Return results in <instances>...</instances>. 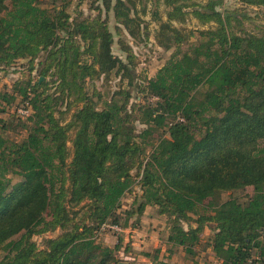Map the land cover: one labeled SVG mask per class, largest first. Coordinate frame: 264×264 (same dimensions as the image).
Segmentation results:
<instances>
[{
  "label": "trees",
  "instance_id": "1",
  "mask_svg": "<svg viewBox=\"0 0 264 264\" xmlns=\"http://www.w3.org/2000/svg\"><path fill=\"white\" fill-rule=\"evenodd\" d=\"M164 1L173 7L170 18L184 15L179 3L184 0ZM243 1L264 5V0ZM124 6L117 0L116 18L131 29L133 19ZM206 6L209 11L196 14L217 26L200 29L185 50L182 43L191 33L163 24L172 29L176 50L141 85L157 100L155 106L139 103L138 117L136 105L129 109V89L121 88L102 109L80 96L87 78L114 69L123 70L133 85L132 69L111 52L113 35L105 23L70 21L68 1L51 8L41 0H0V68L46 53L42 80L2 94L8 105L22 97L14 113L26 121L28 132L18 142L0 131V249L5 251L0 264H120L121 235L114 246L96 236L104 224L119 223L117 209L139 176L136 213L156 206L169 216V249L194 253L206 223L213 222L209 244L219 264H264V28L239 33L213 0ZM77 39L91 63L81 60ZM52 69L58 95L45 88ZM69 95L83 105L64 124L55 112ZM21 106H30L32 114L18 115ZM139 118L147 128L137 134ZM4 123L0 117V130ZM165 124L168 136L146 139ZM10 175L22 180L13 184ZM248 186L254 194L247 202L219 199ZM61 227L65 231L47 238L42 249L33 240ZM149 264L169 263L156 255Z\"/></svg>",
  "mask_w": 264,
  "mask_h": 264
},
{
  "label": "rangeland",
  "instance_id": "2",
  "mask_svg": "<svg viewBox=\"0 0 264 264\" xmlns=\"http://www.w3.org/2000/svg\"><path fill=\"white\" fill-rule=\"evenodd\" d=\"M63 1H68L67 12L70 15V21L75 19L83 20H97L105 23L109 31L113 35L111 52L115 57L123 60L125 64L132 69L134 75L133 85L129 83L127 77H123V70H113L110 73L96 75L94 78H87L83 82L82 97H86L97 109H102L106 102L110 101L121 88L132 91V98L130 99L129 109L136 105L138 117H142L138 106L144 103H151L155 106L156 98L148 95L146 91H141V85H145L147 80L156 76L160 68L168 61L171 55L176 50L175 37L172 29L162 28L163 24H171L172 27L183 30L190 39H185L181 48L187 49L189 45L196 41V35L200 29H208L216 27V21L203 22L202 18L198 16L197 12L209 11L206 5L209 0H184L182 11L184 15L179 12L170 18L169 13L173 11V7L167 5L164 0H124V8H129V13L133 19L130 22V28L118 22L115 14L114 5L117 0H41L44 7H53L59 5ZM215 8L223 15H230L231 23L234 29L239 33L252 32L257 33L264 28V5L253 6L247 5L243 0H213ZM132 30V33H131ZM77 42L81 45V60L92 62V57L85 51L84 42ZM46 53L42 52L36 59L31 58L18 59L13 65L0 68V104L5 107L4 112H0V117L4 120L5 129L0 130L2 135L10 140L22 141L28 132L25 120H22L14 113L15 107L21 102L22 97L18 96L10 105L3 100L2 94H13L15 86H26L28 81L33 84L42 80L40 71L42 62L45 63ZM33 62V63H32ZM98 68V66H96ZM53 69L49 71L46 76L47 84L45 86L46 92L50 94H59L57 76L52 75ZM8 95V96H9ZM78 96L69 95L63 103L58 106L55 112L57 117H60L65 124L70 122L75 110L83 105V101L77 100ZM172 121L171 119L168 120ZM136 133L139 134L147 128L141 118L134 121ZM168 126L156 127L150 136L146 139L157 142L162 135L168 136L166 132ZM71 137H74L75 131H70ZM141 140V138H139ZM72 147V142H68ZM260 146L264 148V140L260 141ZM151 144L148 146L150 151ZM138 173V169L133 170V175ZM12 183L15 184L22 180L20 175H10ZM141 176L136 178L137 183L124 195L120 207L117 209L119 223L125 228L131 224L135 213L138 211L142 189L138 181ZM254 194V188L248 186L243 189L232 190L224 192L219 196L221 202L230 198H237L241 202L249 201ZM154 213H159L156 206H152ZM143 212V211H142ZM161 216L155 221V226L162 228L165 226L170 229L169 216L167 214H160ZM132 217V218H131ZM135 221V220H134ZM133 221V222H134ZM132 222V223H133ZM186 228L189 223L183 224ZM195 225V224H193ZM215 223L207 222L201 235V244L197 245L194 253H187L180 246H173L169 249L166 243L165 232L155 233L148 231L145 236L140 239V244L137 248H133L123 243L122 247L132 254L126 256L119 253L117 258L122 262L120 264H127L125 262H134L136 264H149L153 256H158L169 264H219V259L210 247V237L213 235ZM168 229V230H169ZM65 231L64 227L57 228L54 231H49L44 234H38L33 237L37 246L42 249L47 238H54ZM17 237V236H16ZM120 238L114 232L109 230H100L97 233L96 240L102 244H113V241ZM117 244V243H116ZM115 244V245H116ZM160 249V252L156 250ZM144 253H149L151 256H145ZM5 255V251L0 249V260ZM128 257H134L130 259Z\"/></svg>",
  "mask_w": 264,
  "mask_h": 264
},
{
  "label": "crops",
  "instance_id": "3",
  "mask_svg": "<svg viewBox=\"0 0 264 264\" xmlns=\"http://www.w3.org/2000/svg\"><path fill=\"white\" fill-rule=\"evenodd\" d=\"M152 208H153L152 206H147L142 213H135L134 217L133 218L131 217L132 218L130 219L131 224L126 227V231L120 236L122 242L125 245H129L132 248L133 245H135L137 248V244H140V239L143 236H145V233L147 234L148 231H151L153 233H155V231L157 233L165 232L166 240L163 243H166L168 238V229L165 226L157 229V227L154 225L155 221L158 222L157 219H159L163 215H160L158 213L153 214L154 211H152L153 210ZM118 241L119 238L113 241L112 245L111 244L108 245L114 246L116 243H118ZM119 253H122L126 256L132 254L131 252L126 251L125 247L124 248L122 247ZM128 258L134 259V257H128Z\"/></svg>",
  "mask_w": 264,
  "mask_h": 264
},
{
  "label": "built area",
  "instance_id": "4",
  "mask_svg": "<svg viewBox=\"0 0 264 264\" xmlns=\"http://www.w3.org/2000/svg\"><path fill=\"white\" fill-rule=\"evenodd\" d=\"M17 112L20 116L28 117L32 114V108L30 106H21L17 108ZM102 230H109L114 232L117 236H120L126 231V228L119 223H114L104 224L102 226Z\"/></svg>",
  "mask_w": 264,
  "mask_h": 264
}]
</instances>
